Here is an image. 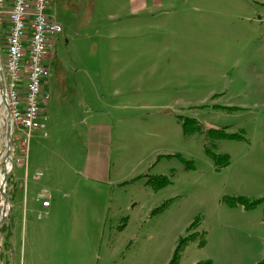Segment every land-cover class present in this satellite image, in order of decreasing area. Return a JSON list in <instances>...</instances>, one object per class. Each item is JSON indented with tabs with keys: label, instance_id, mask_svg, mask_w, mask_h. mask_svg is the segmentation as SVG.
<instances>
[{
	"label": "rangeland",
	"instance_id": "rangeland-1",
	"mask_svg": "<svg viewBox=\"0 0 264 264\" xmlns=\"http://www.w3.org/2000/svg\"><path fill=\"white\" fill-rule=\"evenodd\" d=\"M230 1L245 2L253 20L241 33H264V24L254 22L261 0ZM128 8V0H53L49 7L63 31L53 40L55 57L51 52L44 63L45 127L31 131L24 152L26 134L12 130L10 170L20 185L12 209L28 211L16 229L18 264H169L180 239L194 231L204 232L205 242L190 241L179 264H235L237 249L226 243L224 252V242L255 245L250 255L256 257L264 224L242 226L237 210L244 207L229 198L264 197V147L209 131L234 123L227 131L238 133L235 123L245 116L253 123L252 112L239 116L222 108L234 70L254 67L239 61L240 44L224 48L231 42L223 34H239L232 30L235 10L215 7L198 17L190 16L191 8L178 15L165 9L131 15ZM128 17L132 37L126 36ZM186 118L198 123L184 128ZM5 131L4 124V175ZM226 153L231 163L217 169L213 155ZM158 175L171 182L156 190L147 181ZM10 209L9 202L7 214ZM247 210L264 217V200ZM224 227L226 241L217 242Z\"/></svg>",
	"mask_w": 264,
	"mask_h": 264
},
{
	"label": "crops",
	"instance_id": "crops-1",
	"mask_svg": "<svg viewBox=\"0 0 264 264\" xmlns=\"http://www.w3.org/2000/svg\"><path fill=\"white\" fill-rule=\"evenodd\" d=\"M256 4L257 6L254 15L258 18L254 17V22L264 24V15L262 13V5L264 6V1H256ZM128 5V9L130 10L131 15H138L140 14L139 11L155 9H165L168 10L165 11L166 13L171 11V14L174 13L175 15H178L179 13L183 14L181 10H184L185 8H191L193 10V13H191L190 16H196L197 12L203 11L204 15L201 16L208 17L210 12L213 11L215 7H220L223 10H227L229 8H233L235 10V16L232 20V30L238 31L239 34L238 36L233 35L231 37L229 36V32L223 34V41L230 40L231 42V44L228 43L224 45V48L229 49L232 46H235L237 43L240 44L242 46V49L239 51V55L243 57L240 58L239 61H245L251 65H254V67L249 69L246 66H243L234 70L235 75L233 74L227 81L231 86L228 84L227 90H225L223 93L226 97H224V102L226 103H224L222 108L223 111L228 114L237 113L239 116L245 115L248 112H252V114H254V118H252L253 123L248 121L247 116H245L243 124L239 122L235 123L237 124L239 131L238 133L235 132L233 134H239L243 137L234 138L233 140L239 139L242 141H246L249 145L261 143L264 147V33L261 35H254V33L243 34L240 32L246 26V23L248 21L253 22L252 19L245 15V2L239 1L237 3L230 0H226L224 2H220V0H200L199 2V0H191V3H188L187 0H128ZM113 16H116L118 20L121 19V17L118 15ZM197 16L199 17L200 13H198ZM124 22L127 29L126 36L132 37V35H128L129 30H133V24L131 23L132 20H129L128 17L124 20ZM202 34L203 33L200 34L201 38ZM116 36L118 37V34H116ZM206 40H209V35ZM253 44L254 48H252ZM248 47H250V50L249 52H246L247 57H244L245 50ZM235 56L236 55L231 56L233 60L236 59ZM226 126L227 128L224 127L226 128V132H228L227 129L236 127L234 126V123L228 124ZM226 154H228V156L230 157L229 153ZM228 165L224 167H227ZM25 171V173L27 174V170ZM93 172L95 173V176H93V178L98 180V159ZM18 179L15 178L14 180L16 185L20 186L19 183L16 182L18 181ZM44 200L48 199L46 198ZM51 206L52 203L49 207L44 208L49 209ZM25 211L26 210L23 209L21 213H19L14 206L12 210L10 209V213L8 214V223H11V225L9 226V246L7 247V249H5V259L8 264H18L17 258L15 257L17 255V249L19 247L17 241L18 234L16 233V229L18 228V224L21 221V217L23 218L27 216L28 211ZM237 211H239L240 213L239 217L240 221L242 222V226H247L250 229H256L259 224H264V217L263 215H259L258 212H253V210H247L244 208ZM8 220L5 219V221ZM24 222L25 220L22 219V225ZM226 234L227 232L225 231L224 227V229L220 231L217 236H215V238H217L218 240L217 242L226 241ZM226 243H228L230 251L237 249L236 254L234 255L235 264H256L259 260L264 258V240L261 242L262 247L258 251H256V257L255 254L253 256L250 255L252 254L250 250H255V245L252 246L249 244L247 247L241 248L239 244L234 246L229 242H224L221 245V248L224 250V252L226 250ZM246 254H248V256H244ZM31 264H34V262L31 261Z\"/></svg>",
	"mask_w": 264,
	"mask_h": 264
},
{
	"label": "built area",
	"instance_id": "built-area-1",
	"mask_svg": "<svg viewBox=\"0 0 264 264\" xmlns=\"http://www.w3.org/2000/svg\"><path fill=\"white\" fill-rule=\"evenodd\" d=\"M52 3L53 0H0V83L3 79L8 106L7 109L0 87V128L4 124L6 127L9 115L12 130L16 127L26 134L21 143L23 152L31 131L45 127L40 118V96L47 72L44 63L53 50L54 38L63 31L49 9ZM47 98L48 95L45 101ZM10 169L6 164L5 171ZM1 173L4 179L2 169ZM42 204L49 207L50 201Z\"/></svg>",
	"mask_w": 264,
	"mask_h": 264
},
{
	"label": "trees",
	"instance_id": "trees-1",
	"mask_svg": "<svg viewBox=\"0 0 264 264\" xmlns=\"http://www.w3.org/2000/svg\"><path fill=\"white\" fill-rule=\"evenodd\" d=\"M197 120L192 119V118H186L185 121L183 122L184 128H187L188 124H194L196 123ZM198 123V122H197ZM195 128V126H193ZM197 129L199 128V124L196 127ZM209 131H214L218 136L220 137H225V138H242L243 136H240L239 134H233V133H229L226 132L224 129H210ZM216 164H217V169L218 168H222L226 165H228L230 163V157L228 156V154H214L213 155ZM189 167V166H187ZM171 182V180L164 176V175H158L155 176L153 178H148L147 183H151L154 187V189H160L162 187H164L165 185L169 184ZM8 189H7V195H8V199L9 202L11 203V210H12V206H13V202L16 199V190H17V185L15 183V180L13 179V174L10 176L9 180H8ZM264 200V197L259 198V199H254L252 201L248 200L247 198L243 197V196H237V197H233V198H229V203L233 204V205H242V207H244L245 209H252L254 208L258 203L262 202ZM44 201V199L42 200V202ZM167 203H165L164 205H162L161 207L157 208H163L166 206ZM14 208V207H13ZM156 209V210H157ZM155 210V211H156ZM199 219L197 218L196 221H194V223L192 224V227L197 226ZM11 223H6L4 222L1 226H0V233L2 234V251L0 254V258L4 257L5 258V249H7V247L9 246V229ZM192 227H190L189 229H191ZM6 234V236H5ZM199 237L200 240V244H203V242H205L204 239V232L203 233H199V232H193L185 237H182L175 249V253L174 256L171 260V262L169 264H179L180 263V257H181V253L184 250L185 246L192 240H197V238ZM6 264H8L6 262ZM194 264H212V262L210 260H206V261H199L196 262ZM256 264H264V258L261 259L260 261H258Z\"/></svg>",
	"mask_w": 264,
	"mask_h": 264
},
{
	"label": "water",
	"instance_id": "water-1",
	"mask_svg": "<svg viewBox=\"0 0 264 264\" xmlns=\"http://www.w3.org/2000/svg\"><path fill=\"white\" fill-rule=\"evenodd\" d=\"M0 73L2 74V71L0 70ZM0 87L2 90V97H3V101L4 104H6V99H5V84L3 79L1 80L0 83ZM8 109V106H7ZM7 125H6V139H7V149H6V154H5V162L6 163H12V167H13V158H12V148H13V144H12V122H11V118L8 115L7 116ZM11 175V170L7 171L4 175V184L0 186V193H1V197H2V201L3 203L0 205L1 206V214H0V226L4 223L7 214V209H8V204H9V199H8V195L6 192V186L8 183V180L10 178ZM0 251H1V246H0Z\"/></svg>",
	"mask_w": 264,
	"mask_h": 264
},
{
	"label": "bare ground",
	"instance_id": "bare-ground-1",
	"mask_svg": "<svg viewBox=\"0 0 264 264\" xmlns=\"http://www.w3.org/2000/svg\"><path fill=\"white\" fill-rule=\"evenodd\" d=\"M6 143H7V140H6ZM3 157H4V156H3ZM3 162H5L4 159H3ZM5 163H6V162H5ZM6 164H8V167H9V168L12 167V163L9 162V163H6ZM0 172H1V170H0ZM0 174H1V173H0ZM3 180H4V179H3ZM3 180L0 178V181H1V183H2L1 185L4 184ZM2 203H3V201H2V198H1V199H0V205H1Z\"/></svg>",
	"mask_w": 264,
	"mask_h": 264
},
{
	"label": "flooded vegetation",
	"instance_id": "flooded-vegetation-1",
	"mask_svg": "<svg viewBox=\"0 0 264 264\" xmlns=\"http://www.w3.org/2000/svg\"><path fill=\"white\" fill-rule=\"evenodd\" d=\"M53 50H54V46H53ZM53 50L51 51L52 52L51 58L55 57V53L53 52Z\"/></svg>",
	"mask_w": 264,
	"mask_h": 264
}]
</instances>
